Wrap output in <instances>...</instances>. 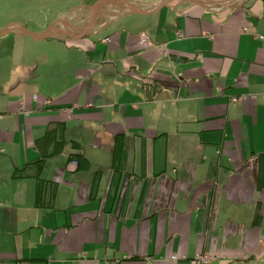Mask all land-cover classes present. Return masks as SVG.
Masks as SVG:
<instances>
[{"label":"crops","instance_id":"0c3cea01","mask_svg":"<svg viewBox=\"0 0 264 264\" xmlns=\"http://www.w3.org/2000/svg\"><path fill=\"white\" fill-rule=\"evenodd\" d=\"M87 1L0 0V264H264V0Z\"/></svg>","mask_w":264,"mask_h":264},{"label":"water","instance_id":"95a60500","mask_svg":"<svg viewBox=\"0 0 264 264\" xmlns=\"http://www.w3.org/2000/svg\"><path fill=\"white\" fill-rule=\"evenodd\" d=\"M169 1L171 0H160L159 3L151 10L149 11H144L142 9L137 8L130 0H95L90 6V17L86 23V25L83 27L82 29V34H86V33H90L92 31V29L94 28V26L96 25V14L100 13L101 11H97L95 9V6L99 3L101 4H107V5H113L116 7H120V8H125L127 10H130L132 12L135 13H146V12H154L157 9H159L162 5L167 4ZM196 1L199 4H208V5H215V4H221V5H231L233 4L234 1L236 0H193ZM11 31H21L29 36H31L32 38H36V37H49V36H54L52 32H50V28L45 29L44 31H42L41 33H32L31 31H29L26 27H24L22 24L18 23L16 25H10L8 27L2 28L0 29V35H3L5 33L11 32Z\"/></svg>","mask_w":264,"mask_h":264},{"label":"built area","instance_id":"2783aa9c","mask_svg":"<svg viewBox=\"0 0 264 264\" xmlns=\"http://www.w3.org/2000/svg\"><path fill=\"white\" fill-rule=\"evenodd\" d=\"M244 29H245V28H244ZM176 36H178V37L181 36V33H180V32H176ZM258 37L261 38V39L264 38V36H262V35H259ZM107 40H108V38H105V39H104V41H107ZM141 42H142V44H143L144 47H146V46H148V45L150 44L149 39H148L147 37H145V36L142 37ZM74 162H75V161H74ZM207 260H208V257L205 256V255H203V254H201V255H196V257L190 259V262H191L192 264H203V263H205Z\"/></svg>","mask_w":264,"mask_h":264},{"label":"rangeland","instance_id":"374dc122","mask_svg":"<svg viewBox=\"0 0 264 264\" xmlns=\"http://www.w3.org/2000/svg\"><path fill=\"white\" fill-rule=\"evenodd\" d=\"M95 0H88L87 1V4L85 5L86 7H84L85 9H84V12L82 13L83 14V16H82V18H85L86 16H90V9H89V6L94 2ZM240 1L241 0H236V1H234L233 2V4H231V6H234V5H236V4H239L240 3ZM170 2V1H169ZM133 3V2H132ZM103 5H107V4H103ZM229 5V4H228ZM210 7H212V8H218V7H222L221 6V4H215V5H210ZM80 19H81V17H80ZM78 20V19H77Z\"/></svg>","mask_w":264,"mask_h":264},{"label":"trees","instance_id":"16d2710c","mask_svg":"<svg viewBox=\"0 0 264 264\" xmlns=\"http://www.w3.org/2000/svg\"><path fill=\"white\" fill-rule=\"evenodd\" d=\"M36 163L40 162V161H35ZM20 170V171H19ZM17 171H19V173L22 171V169H18Z\"/></svg>","mask_w":264,"mask_h":264}]
</instances>
